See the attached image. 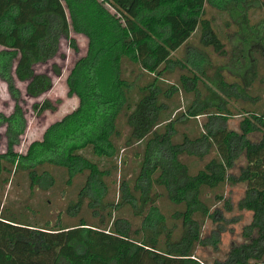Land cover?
<instances>
[{
    "label": "trees",
    "instance_id": "16d2710c",
    "mask_svg": "<svg viewBox=\"0 0 264 264\" xmlns=\"http://www.w3.org/2000/svg\"><path fill=\"white\" fill-rule=\"evenodd\" d=\"M127 1V10L135 4L131 28L110 9L111 0H0V80L15 102L9 116L0 113L7 143L0 154V189L13 172L23 171L31 195L37 188L47 191L55 183L48 166L65 169L68 185L86 177L76 200L54 216V225L25 222L21 214L2 208L0 199V255L15 264H121L146 248L156 264H264V99L252 92L258 78L264 92V64L259 67L255 57L260 52L264 59V26L249 23V9L259 0ZM114 5L120 7L119 1ZM208 6L226 13L243 39L238 71L226 80L221 69L211 86L206 79L212 56L228 53ZM172 19L195 24L196 31L185 43L183 60L170 56L160 63V50L175 41ZM72 30L89 41L86 56L67 79L68 94L78 97L79 106L20 154L16 148L27 119L17 82L26 85L30 99L51 91L52 77L36 68L58 57L64 40L78 50ZM52 71L62 75L57 64ZM182 91L194 95L185 113L177 100ZM234 109L243 116L238 129L229 127ZM33 110L41 116L57 106L46 99ZM201 116L207 118L196 134L182 131ZM119 172L124 173L120 180L112 181L119 186L115 203L108 200L109 178ZM240 184L246 188L237 208L252 213L244 242L224 261L207 263L197 250L217 248L223 228L205 237L206 221L223 220L217 208L222 202L227 211L234 209L224 188ZM163 198L169 213L163 212ZM124 207L131 208L133 219L120 215ZM83 208L100 224L63 223ZM94 230L122 241L109 253L95 244Z\"/></svg>",
    "mask_w": 264,
    "mask_h": 264
},
{
    "label": "rangeland",
    "instance_id": "374dc122",
    "mask_svg": "<svg viewBox=\"0 0 264 264\" xmlns=\"http://www.w3.org/2000/svg\"><path fill=\"white\" fill-rule=\"evenodd\" d=\"M120 7L114 5V0H111V4L108 6L113 12L118 13L123 19V22L129 28L132 27L131 20L135 16L134 9L135 4L129 9H126L127 0H118ZM204 2V0H201ZM208 16L214 20L215 29L221 38L222 42L226 46V51L228 56H212V68L210 69L208 75L210 79H206V84L211 86L213 78H217L218 73L221 70V74L227 79H230V74L232 71L236 73L237 68L240 63L237 61H243L240 57V50L242 48L243 39L238 34V25L231 21L230 17L224 13L218 11L216 8L208 6ZM249 23L250 26H264V0H259V4H255L249 9ZM172 24L175 31V41L170 44L168 49L160 50V63H163L168 57L173 56L176 60H183L185 56V43L194 35L196 31V25L186 26L182 24L178 19H172ZM71 38L76 41L78 50H75L67 40L62 41L60 55L50 61L46 65L37 66V72L49 74L53 81L54 87L51 91L43 95L38 99H30L25 95L26 85L17 82V86L20 88L23 94L24 102H22V107L27 119V130L25 135L22 137L21 144L16 148V151L20 154H25L28 147L34 141H39L43 139L45 131L54 123L62 120L65 116L72 113L79 106V99L77 96H69V88L67 85V79L75 66L76 62L86 56L88 51V38L85 35L77 34L73 30L70 33ZM135 37H141V35L135 34ZM237 47V48H235ZM1 49V47H0ZM140 56L145 54V49L141 48ZM237 53L239 55L235 56ZM255 57L258 60L259 67L264 64V59L261 53H255ZM236 63V64H235ZM57 64L61 70L62 75L56 76L53 71V65ZM177 76H175V79ZM177 80V79H176ZM172 82V81H169ZM254 94H261L264 99V92L260 90L262 84H260L259 78L254 83ZM202 91V90H201ZM181 98L177 99L181 106L182 111L185 113L186 103L188 104L194 100V95L189 93L184 95L183 91L180 92ZM49 99L57 106V111H46L41 116H38L33 110V105L35 103H42L44 100ZM60 101V102H59ZM59 102V103H58ZM185 103V104H184ZM15 102L10 97L7 85L0 80V113L9 116L14 109ZM234 116L229 121V127L231 129H238L239 123L243 116L239 115V111L234 109ZM188 115V114H187ZM206 116H201L197 120H191L181 126L182 131L190 132L191 134H196L198 130V123H203ZM179 124L178 126H180ZM5 127H0V154L5 152L7 149ZM181 139V137H178ZM216 143L219 140H215ZM223 158L225 159V155ZM240 163L239 166H241ZM238 166V168H239ZM236 168L233 172L238 173L239 169ZM48 171L54 176L55 183L47 191L37 188L34 194L31 195L29 190L30 179L28 174L23 171L17 173H12L10 176V183L8 185H2L0 189V199L2 203V208H8L14 214H21L23 220L34 224L39 222L41 225H45L47 220H50L52 225L55 224V217L60 210L65 212V208L71 200H76L79 190L85 183V175H79L75 177L71 184H67L68 175L65 169L60 167L48 166ZM128 169H126V172ZM124 173H118L116 176H111L109 178V196L108 200L114 201L115 203L119 201V186L117 183L112 181L117 178L120 180ZM245 185L231 186L227 185L224 188V196L232 204L234 209L227 211L224 203L218 204L217 208L223 211V220L221 222H215L212 220H207L204 228V235L209 236L213 231L218 230L219 226H222L223 231L221 233V240L217 248L209 247H199L197 250V255L205 262L212 263L216 260L224 261L230 252L231 248L235 245H239L244 242L242 232L246 225H248L252 220V213L249 211H240L237 208L238 201L244 196ZM165 201L161 203L163 207V212L169 213V202L163 198ZM28 207V209H26ZM35 212L37 215L35 216ZM105 214V212H100ZM120 215L128 219H133L130 207H124L120 210ZM65 216V214L63 215ZM26 217V218H25ZM80 219L86 220L89 224H100L101 220L88 208H83L77 218H71L65 216L63 218V223H77ZM138 224L140 220L135 219ZM79 230H75L72 234H77ZM92 239L95 244L105 249L109 253H113L122 239L116 235L102 230H94ZM0 264H15L10 263L4 259L3 255H0ZM96 264V263H94ZM121 264H156L155 260L150 256L149 249H142L132 258L124 259Z\"/></svg>",
    "mask_w": 264,
    "mask_h": 264
}]
</instances>
